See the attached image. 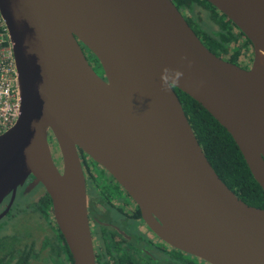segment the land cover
Listing matches in <instances>:
<instances>
[{
	"label": "water",
	"instance_id": "1",
	"mask_svg": "<svg viewBox=\"0 0 264 264\" xmlns=\"http://www.w3.org/2000/svg\"><path fill=\"white\" fill-rule=\"evenodd\" d=\"M207 1L252 43L250 70L211 52L172 0H0L21 94L0 136V204L13 192L0 220L31 176L26 193H49L74 264H96L82 150L170 245L209 264H264V209L218 176L174 90L229 131L264 192V0ZM164 69L183 73L167 91Z\"/></svg>",
	"mask_w": 264,
	"mask_h": 264
},
{
	"label": "flooded vegetation",
	"instance_id": "2",
	"mask_svg": "<svg viewBox=\"0 0 264 264\" xmlns=\"http://www.w3.org/2000/svg\"><path fill=\"white\" fill-rule=\"evenodd\" d=\"M172 1L188 23L194 21L200 27L186 6ZM230 27L234 42L230 44L229 50H213L205 46L223 61L250 70L254 59L253 45L237 26ZM83 50L97 72L96 63L99 66L100 63L91 59L86 49ZM101 77L106 80L104 76ZM79 154L87 181L88 219L96 264H209L175 248L154 233L144 220L140 207L114 176L82 150H79ZM59 162L58 160L57 163ZM31 182L30 176L24 185L18 186L12 207L0 220V261L2 264H74L73 256L56 222L49 193L41 184L26 193ZM39 191V198L29 202L21 200L22 197ZM12 198L13 192L2 201L0 215L9 208ZM23 217L29 220L30 226L24 231L15 230L17 219ZM4 226L7 229L2 230Z\"/></svg>",
	"mask_w": 264,
	"mask_h": 264
},
{
	"label": "trees",
	"instance_id": "3",
	"mask_svg": "<svg viewBox=\"0 0 264 264\" xmlns=\"http://www.w3.org/2000/svg\"><path fill=\"white\" fill-rule=\"evenodd\" d=\"M192 15L196 8L210 12L212 22L217 26L213 32L198 27L193 19L189 22L201 41L211 49H230L234 42L231 26L236 25L207 0H174ZM195 24V27L193 26ZM84 49H86L84 47ZM97 61L96 57L86 49ZM98 62V61H97ZM177 90V89H176ZM190 125L197 135L210 164L222 181L250 206L264 209V192L251 174L246 161L229 131L197 101L180 90L176 91ZM70 260L72 262L71 254ZM3 262L0 261V264ZM73 264V263H72Z\"/></svg>",
	"mask_w": 264,
	"mask_h": 264
},
{
	"label": "built area",
	"instance_id": "4",
	"mask_svg": "<svg viewBox=\"0 0 264 264\" xmlns=\"http://www.w3.org/2000/svg\"><path fill=\"white\" fill-rule=\"evenodd\" d=\"M21 111L19 73L6 22L0 15V136L17 123Z\"/></svg>",
	"mask_w": 264,
	"mask_h": 264
},
{
	"label": "rangeland",
	"instance_id": "5",
	"mask_svg": "<svg viewBox=\"0 0 264 264\" xmlns=\"http://www.w3.org/2000/svg\"><path fill=\"white\" fill-rule=\"evenodd\" d=\"M192 15H193V18L196 20V22H198V25L200 26L201 29H204V30L209 31V32H213V31L218 29L217 26L212 22V20L210 18V12L208 10H206L204 8H196ZM90 56H91V54H90ZM91 59L96 61L92 56H91ZM92 64H93V62H92ZM96 69H97V72L101 76H104L103 70H102V68H100L98 63H96ZM40 194H41V191L36 192V193H34L30 196H27V197L24 196V197H22L21 200H23V201L25 200L26 202L33 201V200L39 198ZM28 226H30L29 220L26 217H23L21 219H17V223L15 225V230L24 231V230H27L26 227H28ZM4 229H7L6 226H4L2 228V230H4Z\"/></svg>",
	"mask_w": 264,
	"mask_h": 264
},
{
	"label": "clouds",
	"instance_id": "6",
	"mask_svg": "<svg viewBox=\"0 0 264 264\" xmlns=\"http://www.w3.org/2000/svg\"><path fill=\"white\" fill-rule=\"evenodd\" d=\"M182 77L183 73L181 71L164 69L161 76L162 87L167 91L172 86H178Z\"/></svg>",
	"mask_w": 264,
	"mask_h": 264
}]
</instances>
